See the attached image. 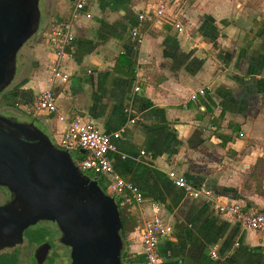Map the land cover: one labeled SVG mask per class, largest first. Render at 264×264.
<instances>
[{
	"label": "crops",
	"instance_id": "crops-1",
	"mask_svg": "<svg viewBox=\"0 0 264 264\" xmlns=\"http://www.w3.org/2000/svg\"><path fill=\"white\" fill-rule=\"evenodd\" d=\"M75 2L38 0V28L17 52L2 112L29 116L57 146L74 113L119 132L114 173L143 194L121 202L136 221L122 264H143L154 203L172 228L157 243L162 264H264V230L186 195L167 174L264 209L252 176L261 173L264 189V0H89L79 10ZM160 2L177 4L181 32L153 14ZM140 14L147 17L139 23ZM66 22L75 38L61 59L69 74L61 83L51 80L53 39ZM49 88L55 113L35 109L36 95Z\"/></svg>",
	"mask_w": 264,
	"mask_h": 264
},
{
	"label": "water",
	"instance_id": "water-1",
	"mask_svg": "<svg viewBox=\"0 0 264 264\" xmlns=\"http://www.w3.org/2000/svg\"><path fill=\"white\" fill-rule=\"evenodd\" d=\"M38 21V0H0V92L10 84L17 52ZM71 153L35 120L0 113V183L21 198L18 211L0 208V249L21 242L27 226L48 219L70 247L69 264H122L126 241L116 199L79 170Z\"/></svg>",
	"mask_w": 264,
	"mask_h": 264
},
{
	"label": "built area",
	"instance_id": "built-area-1",
	"mask_svg": "<svg viewBox=\"0 0 264 264\" xmlns=\"http://www.w3.org/2000/svg\"><path fill=\"white\" fill-rule=\"evenodd\" d=\"M88 1L76 0L75 9H82ZM153 14L160 19L169 21L178 32L184 29L176 3L160 2L153 8ZM146 17L145 14L138 15V22L145 20ZM131 36L136 42L140 41L141 37L137 27L131 30ZM74 38L75 35L71 23H63L58 33V38L53 39L56 59L51 67L52 81L58 80L61 83L68 81L69 74L64 69L61 59L67 55V50ZM198 92L203 93L204 90L200 89ZM198 92L192 93L191 98L194 99ZM56 100V95L51 88L43 90L35 97V109L55 113L58 110ZM119 135L118 131L104 132L94 123L74 113L61 134L59 147L69 152L82 151V158L75 161V164L83 173L90 172L96 178L100 176L104 178V191L107 194L114 196L115 199L121 196L124 201L141 202L143 194L140 189L114 173L111 154L117 150L115 141L119 138ZM140 153L143 154L144 151ZM167 174L174 185L181 188L186 195L192 198H203L208 205L219 213L232 216L247 229L264 230V209L246 208L237 202L222 199L219 195L214 194L206 184H196L188 181L173 170ZM152 212V219L145 226L142 235L143 264H162L161 256L157 251V243L160 237L169 235L172 228L163 221L160 216V208L155 203L152 205ZM211 254L212 256L216 255L215 251H212Z\"/></svg>",
	"mask_w": 264,
	"mask_h": 264
},
{
	"label": "flooded vegetation",
	"instance_id": "flooded-vegetation-1",
	"mask_svg": "<svg viewBox=\"0 0 264 264\" xmlns=\"http://www.w3.org/2000/svg\"><path fill=\"white\" fill-rule=\"evenodd\" d=\"M20 196L10 190L7 186L0 183V208L9 207L7 211H18ZM60 230L55 221L40 219L36 223L27 226L23 230L22 240L11 247L0 249V260L9 258L5 254H15L17 264H29V258L33 264H54L57 258L63 260V255L57 251L59 245L69 248L68 257H70V247L61 242ZM29 237L33 240H30ZM70 259V258H69ZM70 263V262H69Z\"/></svg>",
	"mask_w": 264,
	"mask_h": 264
},
{
	"label": "trees",
	"instance_id": "trees-1",
	"mask_svg": "<svg viewBox=\"0 0 264 264\" xmlns=\"http://www.w3.org/2000/svg\"><path fill=\"white\" fill-rule=\"evenodd\" d=\"M59 147V146H58ZM78 155V160L82 158L83 154L81 152H77ZM90 177H93V175H89ZM252 176L255 178L256 180V191L264 196V189L262 188V180H261V173L256 174V173H252ZM97 181L98 184L100 185V187L105 190V179L100 177H97ZM116 202L118 204V208H119V216H120V220H121V225L119 228V232H120V236L121 239L125 240V238L127 237V235L134 230L135 226H136V221L134 220V217L131 213H129V211H127V205L123 206L121 205V202L124 203V198L119 196L118 198H116ZM28 238H34V237H29ZM33 240V239H30ZM35 240V238H34ZM125 245V244H124ZM4 256H8L9 258H6L5 260H0V264H17V262L15 261V254H5Z\"/></svg>",
	"mask_w": 264,
	"mask_h": 264
},
{
	"label": "rangeland",
	"instance_id": "rangeland-1",
	"mask_svg": "<svg viewBox=\"0 0 264 264\" xmlns=\"http://www.w3.org/2000/svg\"><path fill=\"white\" fill-rule=\"evenodd\" d=\"M0 113L5 115V113L2 112L1 109H0ZM9 113H12V112H9ZM9 115L15 117L18 121H26V119L28 120V118H29V116H26L24 114H22V115H19V114H15V115L14 114H9ZM85 174L91 175L90 172H85ZM56 250L60 252L59 253L60 254V257H61V253H62L63 260H60V258H57V261L54 264H69V262H70V259H69L70 257H68L69 248L66 247V246H64V245H59V247H57ZM28 263L29 264H33V261H32L31 258H29Z\"/></svg>",
	"mask_w": 264,
	"mask_h": 264
}]
</instances>
